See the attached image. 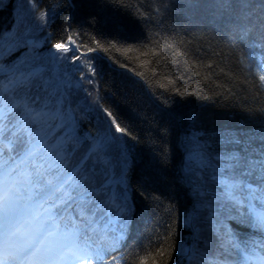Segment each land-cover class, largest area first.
I'll return each instance as SVG.
<instances>
[{"label":"trees","instance_id":"trees-1","mask_svg":"<svg viewBox=\"0 0 264 264\" xmlns=\"http://www.w3.org/2000/svg\"><path fill=\"white\" fill-rule=\"evenodd\" d=\"M217 4L29 0L23 4L31 14L25 44L19 39L22 0H0V66L29 72L33 58L43 57L51 69L58 54L53 46L69 39L91 58L76 61L90 79L81 80L79 71L71 77L77 84L74 135L81 141L76 158L94 143L104 110L126 129L117 134L119 146L108 150L105 189L115 206L126 205L111 222L122 239L103 264H258L264 257V231L255 226L264 203L245 205L238 215L231 202L215 200L222 189L211 180L197 221L202 243L194 245L190 234L193 205L199 206L186 159L192 138L264 130V35L258 28L243 33ZM262 5L253 0V19L264 15ZM60 139L64 129L54 130L49 143ZM229 233L239 248L225 256L220 240Z\"/></svg>","mask_w":264,"mask_h":264},{"label":"snow or ice","instance_id":"snow-or-ice-1","mask_svg":"<svg viewBox=\"0 0 264 264\" xmlns=\"http://www.w3.org/2000/svg\"><path fill=\"white\" fill-rule=\"evenodd\" d=\"M28 2L22 0L20 19L24 27L19 39L25 44L31 31L25 23L31 14L23 10ZM252 4L218 0L217 6L235 16L243 33L258 28L264 35V15L253 19ZM53 47L58 54L51 69L43 57L33 58L36 67L29 72L0 66V264H103L104 254L122 239L111 222L126 205L115 206L105 189L108 150L119 146L117 134L126 129L114 117L109 120L112 113L104 110L107 127L101 124L94 143L76 158L81 141L74 135L78 105L72 90L77 84L71 77L79 71L81 80L90 79L76 61L91 58L71 39ZM60 129L66 139L49 143ZM190 143L186 159L189 174L196 178L199 206L193 205L189 227L194 245H200L197 221L210 195L208 180L222 189L215 200L231 202L238 215L245 205L264 203V130H227L208 139L200 134ZM255 226L264 231V216L256 218ZM220 247L227 256L239 244L229 233Z\"/></svg>","mask_w":264,"mask_h":264},{"label":"water","instance_id":"water-1","mask_svg":"<svg viewBox=\"0 0 264 264\" xmlns=\"http://www.w3.org/2000/svg\"><path fill=\"white\" fill-rule=\"evenodd\" d=\"M82 163H83V162H82ZM189 251H190V250H188V251H187V252L181 257L182 260L188 255Z\"/></svg>","mask_w":264,"mask_h":264},{"label":"rangeland","instance_id":"rangeland-1","mask_svg":"<svg viewBox=\"0 0 264 264\" xmlns=\"http://www.w3.org/2000/svg\"><path fill=\"white\" fill-rule=\"evenodd\" d=\"M258 264H264V260H261Z\"/></svg>","mask_w":264,"mask_h":264},{"label":"bare ground","instance_id":"bare-ground-1","mask_svg":"<svg viewBox=\"0 0 264 264\" xmlns=\"http://www.w3.org/2000/svg\"><path fill=\"white\" fill-rule=\"evenodd\" d=\"M9 264H11V262H9Z\"/></svg>","mask_w":264,"mask_h":264}]
</instances>
